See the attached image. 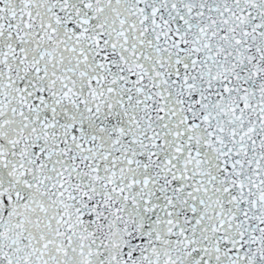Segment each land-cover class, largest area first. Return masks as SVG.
Instances as JSON below:
<instances>
[{
	"label": "snow or ice",
	"instance_id": "6c2138e0",
	"mask_svg": "<svg viewBox=\"0 0 264 264\" xmlns=\"http://www.w3.org/2000/svg\"><path fill=\"white\" fill-rule=\"evenodd\" d=\"M0 264H264V0H0Z\"/></svg>",
	"mask_w": 264,
	"mask_h": 264
}]
</instances>
